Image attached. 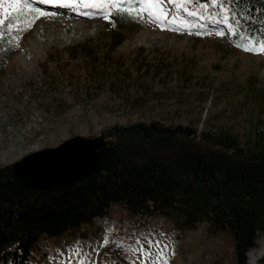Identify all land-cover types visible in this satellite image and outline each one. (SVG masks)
I'll return each instance as SVG.
<instances>
[{"label":"rangeland","instance_id":"1","mask_svg":"<svg viewBox=\"0 0 264 264\" xmlns=\"http://www.w3.org/2000/svg\"><path fill=\"white\" fill-rule=\"evenodd\" d=\"M34 1L22 0L18 8L9 0L0 4V36L9 37L11 51L8 60L0 57V166L74 135L99 136L114 123L160 120L213 131L227 126L244 144L264 136V52L238 46L247 42L234 37L236 27L219 0H159L167 19L177 21L163 28L149 20V9L141 10V0H102V6L82 0L84 7L73 8L92 18ZM120 14L131 23L111 29V18ZM221 30L225 35L217 34ZM207 227L200 222L180 233L160 216L138 224L116 202L90 225L60 237L43 234L32 264H109L115 242L134 246L137 238L151 252L143 254L147 264H162L158 251L168 254L169 264H236L231 235L211 234ZM258 240L264 233L247 253L249 264H264V253L251 258Z\"/></svg>","mask_w":264,"mask_h":264},{"label":"trees","instance_id":"2","mask_svg":"<svg viewBox=\"0 0 264 264\" xmlns=\"http://www.w3.org/2000/svg\"><path fill=\"white\" fill-rule=\"evenodd\" d=\"M219 2L235 38H264V0ZM111 20L113 30L131 23L128 14ZM10 53L3 34L0 57L6 61ZM99 136L102 168L75 182L29 187L14 176L12 164L0 166V264H32L43 234L60 237L90 225L116 202L138 224L160 216L180 233L200 222L211 234L228 232L236 264H249L247 253L264 233V136L244 144L227 126L199 130L160 120L114 123Z\"/></svg>","mask_w":264,"mask_h":264},{"label":"water","instance_id":"3","mask_svg":"<svg viewBox=\"0 0 264 264\" xmlns=\"http://www.w3.org/2000/svg\"><path fill=\"white\" fill-rule=\"evenodd\" d=\"M103 143L102 136L74 135L12 163L14 176L26 186L39 189L78 181L102 168Z\"/></svg>","mask_w":264,"mask_h":264},{"label":"snow or ice","instance_id":"4","mask_svg":"<svg viewBox=\"0 0 264 264\" xmlns=\"http://www.w3.org/2000/svg\"><path fill=\"white\" fill-rule=\"evenodd\" d=\"M22 0H9V6L13 8H18L21 6ZM42 3L47 4H61L65 7L73 6L77 3V0H41ZM92 3H94L96 6H102V0H91ZM195 2V0H193ZM4 0H0V4H3ZM212 3H216V0H212ZM24 7L31 8L32 6L30 4L25 3L23 5ZM87 6V5H85ZM177 7H183V4H178ZM221 7L223 8V3H221ZM149 9V20H153L154 22L160 24V26L166 27L168 24H177V21L175 18L167 19V13H165L161 8L159 4V0H141V10L143 9ZM129 12H132V9H128ZM225 11H228L225 9ZM34 12L39 15H48L47 12L40 8H35ZM195 13H193L194 15ZM109 17L106 16L105 19H108ZM136 18H141L139 15ZM179 24L183 25L184 28H191V25L186 20L179 21ZM231 27V26H230ZM177 30H180L179 28ZM218 35H225V33L221 30L217 32ZM241 47H244L245 50L253 51V52H264V38H261L260 40H256L253 37H250L247 41V43L238 45ZM112 232V229H106V233L110 235ZM151 243H157L156 241H152ZM77 244L79 245L80 242L77 241ZM104 245L109 244V240L107 238V235L105 239L103 240ZM163 248H167L168 245H163ZM98 250V249H97ZM147 252L149 256H151V252L149 249H146L145 246L140 242V240L137 238L135 241V245L132 244H125L123 241H117L114 244L113 249L110 251V255L108 257L109 264H136L137 260H144V264H147V260L144 258L143 254ZM140 253V256H137L136 254ZM89 256H91V253H89ZM51 258V257H50ZM157 259L162 261V264H169V257L166 252L158 251L157 252ZM26 264H31V261H27Z\"/></svg>","mask_w":264,"mask_h":264},{"label":"bare ground","instance_id":"5","mask_svg":"<svg viewBox=\"0 0 264 264\" xmlns=\"http://www.w3.org/2000/svg\"><path fill=\"white\" fill-rule=\"evenodd\" d=\"M125 1H127V0H125ZM46 5V7L47 8H50V9H54L55 8V6L57 5V4H47V3H45ZM74 12H75V10H74ZM77 12V11H76ZM61 13H67V12H61ZM68 14V13H67ZM88 17L89 18H92L93 17V15H91V14H88ZM67 21H69V20H67ZM258 244L260 245V248L257 250V253H251V258L254 260V259H257L260 255H262L263 253H264V240H258Z\"/></svg>","mask_w":264,"mask_h":264}]
</instances>
